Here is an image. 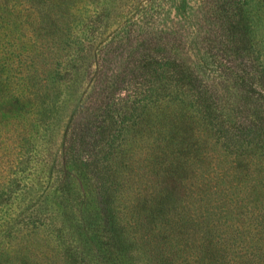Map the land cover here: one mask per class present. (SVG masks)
<instances>
[{"label":"rangeland","instance_id":"rangeland-1","mask_svg":"<svg viewBox=\"0 0 264 264\" xmlns=\"http://www.w3.org/2000/svg\"><path fill=\"white\" fill-rule=\"evenodd\" d=\"M245 1L51 3L44 30H31L33 14L17 28L0 30V70L11 92H18L31 70L25 64H43L36 62L35 34L52 48L45 58L51 66L47 80L59 87L38 129L28 124L20 133V114L10 108L0 114V264H264V79L253 77L255 63H244L233 50L243 17L252 30L250 57L262 59L264 69V0ZM151 30L163 31L181 64L200 65L202 82L193 84L208 86L214 132L208 153L222 148L229 157L247 154L231 172L208 171L209 159L197 155L195 146L191 156L172 139L178 153L188 152L179 167L155 145L168 133L166 121L158 118L161 127L146 135L144 101L136 99L134 123L140 122L141 136L124 147L118 135L120 143L100 155L99 122L86 113L100 111L95 102L111 91L112 80H130L131 51H143ZM229 71L241 76L234 81ZM36 78L31 74L28 81ZM175 106L163 105V113ZM32 116L24 115L28 121ZM121 223L134 237L118 240Z\"/></svg>","mask_w":264,"mask_h":264},{"label":"trees","instance_id":"trees-1","mask_svg":"<svg viewBox=\"0 0 264 264\" xmlns=\"http://www.w3.org/2000/svg\"><path fill=\"white\" fill-rule=\"evenodd\" d=\"M75 1L81 2L86 0H0V15L2 14V17H0V30L19 27L21 22L27 20L24 18L28 17L30 21L31 14H33V19L35 21V25L31 30H44L45 28L42 25L44 18H46L50 12L48 9L49 4ZM243 2L246 5L248 3L245 0H243ZM14 4L27 12L21 13V10H16L13 6ZM246 16L245 14L244 17ZM239 24L242 30H239V34L233 38L236 45L233 50H235L237 55L241 56V60L244 63L246 61L255 63L253 77H256V79H264V69L259 65L262 59L254 56L253 58L250 57V54L253 55L252 53L254 52L250 51L254 47V44L251 43L252 30H248V27L243 21V17L239 18ZM162 32V30H151L146 32L147 44L143 51L140 52L136 48L131 51L133 62L127 67L131 74L130 80L127 79V81L124 82L117 79L112 80L111 83L108 84L111 87V91L106 90L104 98H99L95 102L96 105L94 107L97 109L99 108L100 111L95 113L94 110L90 109L91 113H86L93 117L96 116L99 122L98 128L95 130V136L99 140V153L104 156L111 145L120 143V141L114 140L118 135H123V137L120 136L119 138L126 140L123 146L125 147L127 144L129 146L132 139H136V141L139 139L142 130L146 129L147 131L145 134L148 135L149 130L160 128L161 123L164 125V121H166L167 127L165 130L168 131V133H163L162 138L159 137V141L155 142L158 149H163L165 153L170 152V157L181 167L182 164L179 161H183L184 156L188 154V152L189 155L192 156L193 150H190V148L193 149V145V147H196L195 150L197 155H203L209 159L208 171L216 168L221 175L227 174L235 169L237 161L244 160L243 157L247 158V154H243L241 151L237 153L238 156L229 157L222 148H218L219 150L217 153H208V140H211L214 136V132L209 126L210 112L208 111V97H206V89L208 86L201 83L198 87L194 86L193 82H202L200 81L198 73H196V67L198 66L199 68L200 65L196 63L190 66L188 64H181L177 61L171 49L169 50L167 48L166 41H164L162 37ZM33 41V43H35L36 62L38 64V62L42 61L43 64L38 67L34 60H31L34 64H25L26 70L27 68H31V70L28 72L26 71V74L21 77V88L18 92H11L9 87L4 85L5 78L3 72L0 70V114L9 113L10 110L7 108H10L11 112H14V114H20V116H22L19 117L22 125L20 133L23 134L25 133L24 127L28 124L32 125L34 129H38L39 126H41L39 123L42 117H47L48 112L54 107V104L50 102L49 96L59 88L55 81L47 80L51 66L50 63L46 61L48 57L51 56L50 50L52 48H47L48 42L38 41L37 34H35ZM208 41L210 42V40ZM218 41L222 48L227 46V41L224 39L219 37ZM228 42L230 44V39ZM156 46H163V48L159 49ZM206 54L212 56L209 44H207ZM45 58H47V60ZM245 66L247 68V65ZM31 74L34 76L37 74V78L28 81L29 75ZM40 75H42L41 78L38 77ZM227 75H232L234 81H237V78L241 76L238 72L230 71L227 72ZM5 77L8 79L6 74ZM25 83L26 85H24ZM117 87H121L123 90H127L130 93H128L127 96L118 95V92L114 94L112 90ZM261 97L262 96H259V98ZM134 99L141 102L142 100L144 101L141 103L142 113L146 114L149 120V123L145 122L144 124H149L151 128L148 126L141 130L139 129L140 122L134 123V115H136L134 111L139 104H134ZM166 104H175L176 108L164 114L163 105ZM148 110L151 111L148 112ZM27 112L33 113L34 117L32 116V120L29 119L28 121L27 117H24ZM160 117L161 123L157 126V120ZM82 119L83 124L87 126L88 122L86 118L83 117ZM128 120L131 121V123L124 124L123 121L127 122ZM91 121L92 118L89 119V125ZM117 123L121 124V127L113 129L116 127ZM209 131H212V136ZM172 139H178L179 144L185 147L188 152L186 151V153L182 154H180V152L178 153L173 144L170 143ZM201 142L204 145L203 148H201ZM124 155H126V153H124ZM155 156H158V154H155ZM124 225L126 224L121 223L119 227H123ZM122 227L121 231L123 232H121L120 235L117 233L119 241H126L134 237L131 231L128 233L127 230H123ZM109 251L110 250L106 249L107 254H110ZM118 263L120 264V260Z\"/></svg>","mask_w":264,"mask_h":264}]
</instances>
